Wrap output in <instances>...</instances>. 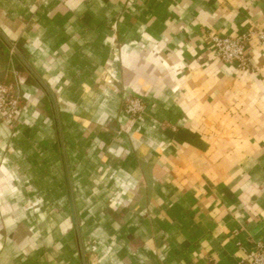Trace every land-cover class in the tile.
<instances>
[{"label": "crops", "instance_id": "crops-1", "mask_svg": "<svg viewBox=\"0 0 264 264\" xmlns=\"http://www.w3.org/2000/svg\"><path fill=\"white\" fill-rule=\"evenodd\" d=\"M264 0H0V264H248L264 243ZM144 111H123L125 95Z\"/></svg>", "mask_w": 264, "mask_h": 264}, {"label": "built area", "instance_id": "built-area-1", "mask_svg": "<svg viewBox=\"0 0 264 264\" xmlns=\"http://www.w3.org/2000/svg\"><path fill=\"white\" fill-rule=\"evenodd\" d=\"M251 38L264 44V26L253 28L247 32L234 36L210 33L208 39L216 56L226 62H235L241 68H246L249 57L246 46ZM145 108L144 102L131 94L123 100V111L135 117L140 115ZM20 112V92L17 86H12L0 81V121L13 126ZM248 264H264V243L258 242L257 247L247 254Z\"/></svg>", "mask_w": 264, "mask_h": 264}, {"label": "water", "instance_id": "water-1", "mask_svg": "<svg viewBox=\"0 0 264 264\" xmlns=\"http://www.w3.org/2000/svg\"><path fill=\"white\" fill-rule=\"evenodd\" d=\"M5 73V70H0V81L4 79Z\"/></svg>", "mask_w": 264, "mask_h": 264}]
</instances>
